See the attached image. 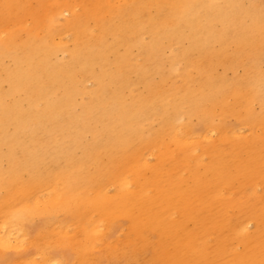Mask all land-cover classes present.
I'll list each match as a JSON object with an SVG mask.
<instances>
[{"label": "bare ground", "instance_id": "1", "mask_svg": "<svg viewBox=\"0 0 264 264\" xmlns=\"http://www.w3.org/2000/svg\"><path fill=\"white\" fill-rule=\"evenodd\" d=\"M242 1L0 0V264H264Z\"/></svg>", "mask_w": 264, "mask_h": 264}, {"label": "rangeland", "instance_id": "2", "mask_svg": "<svg viewBox=\"0 0 264 264\" xmlns=\"http://www.w3.org/2000/svg\"><path fill=\"white\" fill-rule=\"evenodd\" d=\"M246 1V2H245ZM264 1V0H263ZM249 0H244V2L242 1V3L244 5L248 4ZM25 253H32L33 252V248L26 246V250L24 251ZM4 264H19V263H13V260L10 259L7 263Z\"/></svg>", "mask_w": 264, "mask_h": 264}]
</instances>
